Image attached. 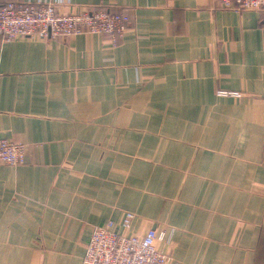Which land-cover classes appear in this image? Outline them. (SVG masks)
Returning a JSON list of instances; mask_svg holds the SVG:
<instances>
[{
    "label": "crops",
    "instance_id": "obj_1",
    "mask_svg": "<svg viewBox=\"0 0 264 264\" xmlns=\"http://www.w3.org/2000/svg\"><path fill=\"white\" fill-rule=\"evenodd\" d=\"M20 1L131 23L117 46L0 34V137L27 148L0 165V264H82L94 227L127 211L137 232L172 231L169 264H264V12Z\"/></svg>",
    "mask_w": 264,
    "mask_h": 264
},
{
    "label": "built area",
    "instance_id": "obj_2",
    "mask_svg": "<svg viewBox=\"0 0 264 264\" xmlns=\"http://www.w3.org/2000/svg\"><path fill=\"white\" fill-rule=\"evenodd\" d=\"M224 8L264 12V0H219ZM131 20L125 9H87L59 11L54 3L34 4L10 1L0 7V34L5 41L19 38L56 39L82 34L105 35L113 46L123 39ZM222 94L240 96L238 92ZM27 148L22 142L0 137V165L25 163ZM135 214L127 211L119 221H106L94 227L86 243L82 264H169L172 231L133 230Z\"/></svg>",
    "mask_w": 264,
    "mask_h": 264
}]
</instances>
